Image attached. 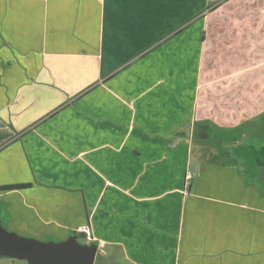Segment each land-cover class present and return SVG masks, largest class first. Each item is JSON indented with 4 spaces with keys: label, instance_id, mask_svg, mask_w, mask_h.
<instances>
[{
    "label": "crops",
    "instance_id": "1",
    "mask_svg": "<svg viewBox=\"0 0 264 264\" xmlns=\"http://www.w3.org/2000/svg\"><path fill=\"white\" fill-rule=\"evenodd\" d=\"M0 9V186L29 185L0 191L4 228L89 225L101 263L264 264V188L229 148L264 112V0Z\"/></svg>",
    "mask_w": 264,
    "mask_h": 264
},
{
    "label": "water",
    "instance_id": "2",
    "mask_svg": "<svg viewBox=\"0 0 264 264\" xmlns=\"http://www.w3.org/2000/svg\"><path fill=\"white\" fill-rule=\"evenodd\" d=\"M258 179L264 185V162L259 166ZM97 251V244L80 243L75 236L45 242L18 235L4 228L0 218V257L27 264H94Z\"/></svg>",
    "mask_w": 264,
    "mask_h": 264
},
{
    "label": "rangeland",
    "instance_id": "3",
    "mask_svg": "<svg viewBox=\"0 0 264 264\" xmlns=\"http://www.w3.org/2000/svg\"><path fill=\"white\" fill-rule=\"evenodd\" d=\"M2 9H0V14H2L1 12ZM246 129H247V133H245L244 138H243V144H251L252 147H255L256 151L259 149V146L264 144V112L259 113L256 116H252L249 120V122L245 125ZM207 135L210 136V138L215 139L217 136L215 134L214 131H210L208 132L206 130ZM225 138L226 141H229L232 137H229L228 135L222 134ZM199 137V135H198ZM199 139V138H198ZM226 143V142H225ZM230 143V142H229ZM243 144L239 145L238 147H234V145H230V151L233 152L234 154V158L236 159V161H239L240 165L244 167V165L247 167V165H253L254 164V159L257 161L258 159L256 158V154L253 151H249L248 149H245ZM214 146H216L215 144L211 145V148L216 151L219 150L218 148H215ZM217 147V146H216ZM210 148V147H209ZM196 147H194V151H195ZM220 158V157H219ZM247 161H249V163H247ZM245 171V170H244ZM246 175H251L250 172L248 170L245 171ZM255 176V174L253 175ZM262 188H264V186H261ZM78 241L83 242V238L81 236H78ZM10 260H14V259H10ZM120 264H125L126 262H124L123 259H120ZM15 262L19 263V262H24L27 264L26 261H19L16 260ZM103 260L98 256V258L96 259L94 264H114V261H110L107 262Z\"/></svg>",
    "mask_w": 264,
    "mask_h": 264
},
{
    "label": "trees",
    "instance_id": "4",
    "mask_svg": "<svg viewBox=\"0 0 264 264\" xmlns=\"http://www.w3.org/2000/svg\"><path fill=\"white\" fill-rule=\"evenodd\" d=\"M253 151H255V147H252V145H249ZM249 148V147H248ZM259 149H261L260 151L264 152V144L259 146ZM263 163V159L260 161V165ZM259 164H257V161L254 159V164L251 165V167L253 168V174H252V181L258 185V186H264L260 180L258 179V173H259ZM255 174V176H253ZM27 187H29V185L26 184H16V185H4V186H0V191H5V190H16V189H26ZM2 219V223L4 224L5 222H7L8 217L5 219L1 216Z\"/></svg>",
    "mask_w": 264,
    "mask_h": 264
},
{
    "label": "built area",
    "instance_id": "5",
    "mask_svg": "<svg viewBox=\"0 0 264 264\" xmlns=\"http://www.w3.org/2000/svg\"><path fill=\"white\" fill-rule=\"evenodd\" d=\"M78 233L82 234L87 243L93 242L94 238L89 225H83L77 230Z\"/></svg>",
    "mask_w": 264,
    "mask_h": 264
},
{
    "label": "flooded vegetation",
    "instance_id": "6",
    "mask_svg": "<svg viewBox=\"0 0 264 264\" xmlns=\"http://www.w3.org/2000/svg\"><path fill=\"white\" fill-rule=\"evenodd\" d=\"M261 149H258L257 151H256V149H255V154H256V158L258 159L257 160V164H259L260 165V161L263 159V162H264V152H262V151H260Z\"/></svg>",
    "mask_w": 264,
    "mask_h": 264
}]
</instances>
